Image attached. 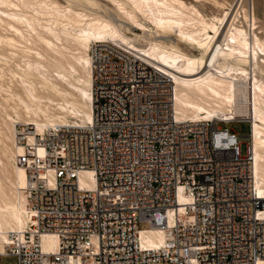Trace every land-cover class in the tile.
Wrapping results in <instances>:
<instances>
[{"label": "built area", "instance_id": "1", "mask_svg": "<svg viewBox=\"0 0 264 264\" xmlns=\"http://www.w3.org/2000/svg\"><path fill=\"white\" fill-rule=\"evenodd\" d=\"M90 52L92 121L43 131L16 124L28 227L8 232L0 264L5 254L15 264L264 260V190L255 182L250 118L247 135L220 124L238 117L181 118L173 77L133 44L94 41ZM144 221L150 226L140 228ZM152 228L164 232L159 246L141 241ZM46 233L56 239L53 251L43 247Z\"/></svg>", "mask_w": 264, "mask_h": 264}, {"label": "bare ground", "instance_id": "2", "mask_svg": "<svg viewBox=\"0 0 264 264\" xmlns=\"http://www.w3.org/2000/svg\"><path fill=\"white\" fill-rule=\"evenodd\" d=\"M106 39L133 44L173 77L179 117L250 118L264 190V21L247 0H0V45L18 61L10 66L16 82H0V251L8 232L28 227L16 124L43 131L92 121L90 47ZM140 238L159 246L165 235L152 228ZM42 244L53 251L56 239L46 233Z\"/></svg>", "mask_w": 264, "mask_h": 264}, {"label": "rangeland", "instance_id": "3", "mask_svg": "<svg viewBox=\"0 0 264 264\" xmlns=\"http://www.w3.org/2000/svg\"><path fill=\"white\" fill-rule=\"evenodd\" d=\"M247 1H248V3H250V6L252 5L255 8V10H256L258 16L261 18V20L264 21V0H247ZM211 6H213V5H211ZM214 7H217V6H213L212 8L210 7L212 11L213 10H217ZM210 8H209V10H210ZM237 8L238 7H236V10H237ZM211 10H210V12H211ZM123 23H124V21H123ZM124 24H126L128 27H130V29L133 30V31H139L138 29H136L135 25L132 26L133 24L130 23V22H126ZM131 30H126V31L128 33H132L133 31H131ZM4 47H5V45H4ZM4 47H3V45H0V57H1L0 58V60H1L0 61V65H1L0 68H2V67H3V69L5 68L3 70L4 72L2 71L4 75L0 76V82L3 83V84H8V83L12 82L11 80H13L14 82H16V80H17L16 77H13V75H11L10 66H13L14 63H16L18 61H16L15 59L9 58V55H10L9 52H8L9 49L8 48H4ZM187 49H189V48H187ZM3 58L5 60H7V61L10 60V61H8V64H7V61H5ZM11 61H13V62H11ZM3 65H5V67ZM1 112L3 113V111L1 110V107H0V113ZM238 118H241L240 122L239 121H230V122H227V123L221 122L220 124L222 125V127H227L230 130L236 131L237 133H242V134H246L247 135L249 133V131H250L249 123L246 121L244 116H241V117H238ZM73 119L75 120V118H72V120ZM19 123L23 124L24 122H19ZM245 148H246V143H243L242 144L243 151H245ZM139 226H140V228H147V227L150 226V224L148 222L144 221V222H141ZM16 262H17V257L15 255H11V254H5V255L2 256V259H1V263L2 264H9V263L15 264Z\"/></svg>", "mask_w": 264, "mask_h": 264}]
</instances>
